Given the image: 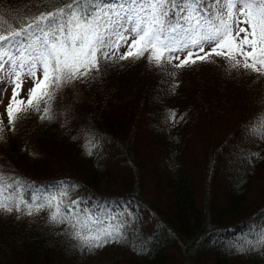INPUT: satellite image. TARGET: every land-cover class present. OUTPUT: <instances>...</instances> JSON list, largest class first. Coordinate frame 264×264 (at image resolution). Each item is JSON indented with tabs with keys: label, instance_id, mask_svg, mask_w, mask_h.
<instances>
[{
	"label": "trees",
	"instance_id": "trees-1",
	"mask_svg": "<svg viewBox=\"0 0 264 264\" xmlns=\"http://www.w3.org/2000/svg\"><path fill=\"white\" fill-rule=\"evenodd\" d=\"M35 2L0 0V23H11ZM178 78L181 86L173 94V82L162 84L165 78L144 61L108 67L102 77L61 95L56 108L69 109L68 128L60 121L41 123L33 114L0 141L5 175L42 185L71 180L97 197H135L147 250L138 254L113 243L81 252L58 234L62 226L48 224L47 211L19 221L0 213V264H264V247L243 253L229 248L264 208V142L242 130L264 112V80L229 78L213 65L185 69ZM213 103L206 112L204 106ZM168 109L184 120L166 122ZM196 121L201 127L194 130ZM88 126L103 138L91 157L84 153L83 136L71 139ZM201 129L207 149L193 154L189 143ZM249 152L260 154L251 166L242 159ZM148 186L159 200L146 196Z\"/></svg>",
	"mask_w": 264,
	"mask_h": 264
},
{
	"label": "snow or ice",
	"instance_id": "snow-or-ice-1",
	"mask_svg": "<svg viewBox=\"0 0 264 264\" xmlns=\"http://www.w3.org/2000/svg\"><path fill=\"white\" fill-rule=\"evenodd\" d=\"M127 61L146 62L165 78L162 84L170 79L173 94L181 72L200 65H213L229 78L264 80V0H36L11 23H0V141L15 135L18 121L33 114L41 123L60 121L68 128L69 109L56 108L65 89ZM184 118L175 109L165 116L171 124ZM242 130L264 142V112ZM81 136L91 157L103 138L90 126L71 139ZM253 157L260 154L244 153L242 159L251 166ZM45 211L48 224L62 226L58 234L75 241L81 252L113 243L138 254L148 248L135 197H97L71 180L42 185L0 172V213L19 221ZM247 225L230 250L264 247V208Z\"/></svg>",
	"mask_w": 264,
	"mask_h": 264
},
{
	"label": "rangeland",
	"instance_id": "rangeland-1",
	"mask_svg": "<svg viewBox=\"0 0 264 264\" xmlns=\"http://www.w3.org/2000/svg\"><path fill=\"white\" fill-rule=\"evenodd\" d=\"M217 87H218V82H217ZM217 87H216V89H217ZM216 90H214V92H215ZM9 95H10V92L8 93ZM220 95V94H219ZM253 98V97H252ZM218 103H220V101H217ZM233 103H235V102H233ZM221 104V103H220ZM236 104V103H235ZM213 106H217V105H214V103H213V105L212 106H209V107H207V104L204 106V110L206 111V112H211V111H213ZM241 106V105H240ZM242 108H250L249 106L248 107H246V106H241ZM231 108H237L235 105H232L231 106ZM217 109V108H216ZM215 109V110H216ZM3 111V105H0V112H2ZM197 115H199V114H197ZM197 126H200V124H199V122L198 121H196V125L193 127V129L195 130L196 128H197ZM201 127V126H200ZM204 130V129H203ZM206 143H207V138L205 137V135L202 133V129L200 130V131H198L196 134H195V136L193 137V139L191 140V143H189L190 145H189V148L192 150V153L194 154V152L196 151V150H199V151H202V150H204V149H207L206 148ZM108 162H110L111 163V160L109 159L108 160ZM191 172V171H190ZM192 173V172H191ZM197 181H198V179H197V177H196V175H195V177H194ZM219 178V177H218ZM113 188H108V190H112ZM147 195V197L148 198H151L152 200H157V198L155 197V195H154V192H153V190H152V188H150L149 186H148V188H146L145 189V191H144ZM158 200H159V198H158ZM158 202V201H157Z\"/></svg>",
	"mask_w": 264,
	"mask_h": 264
},
{
	"label": "bare ground",
	"instance_id": "bare-ground-1",
	"mask_svg": "<svg viewBox=\"0 0 264 264\" xmlns=\"http://www.w3.org/2000/svg\"><path fill=\"white\" fill-rule=\"evenodd\" d=\"M85 122H86V124H87V121H85V120H84V123H83V124H85ZM79 123H80V122H79ZM86 124L84 125V127H86ZM90 127H91V126H90ZM44 128H45V127H44ZM78 128L80 129V127H78ZM41 129H42V128H41ZM45 129H46V128H45ZM94 129H95V128H94ZM94 129H93V130H94ZM42 130H43V129H42ZM97 130H98V129H97ZM77 131H78V130H77ZM98 131H99V130H98ZM43 132H44V131H43ZM80 145H81V144H80ZM42 151H43V150H41V152H42ZM29 152H30V151H29ZM39 153H40V152H39ZM45 154H46V153H45ZM36 156H37V155H36ZM40 156L43 157L44 155L42 156V155L40 154ZM38 159H39V158H38ZM79 161H80V160H79ZM13 165H14V164H13ZM7 168H8V167H7ZM9 168H10V167H9ZM11 168H13V167H11ZM5 170H6V169H5ZM8 170H9V169H8ZM12 170H13V169H12ZM16 171H17V170H16ZM11 172H12V171H11ZM13 172H14V171H13ZM208 193H209V192H208ZM112 194H116V193H112ZM112 194H111V195H112ZM118 194H119V193H118ZM111 195H110V196H111ZM113 196H114V195H113ZM107 197H108V196H107ZM114 197H115V196H114ZM114 197H113V199H114ZM116 197H117V195H116ZM116 199H117V198H116Z\"/></svg>",
	"mask_w": 264,
	"mask_h": 264
}]
</instances>
